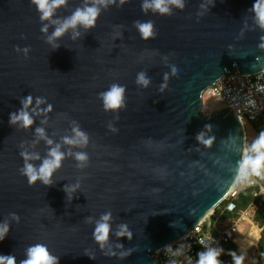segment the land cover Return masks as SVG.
Masks as SVG:
<instances>
[{
  "label": "water",
  "instance_id": "obj_1",
  "mask_svg": "<svg viewBox=\"0 0 264 264\" xmlns=\"http://www.w3.org/2000/svg\"><path fill=\"white\" fill-rule=\"evenodd\" d=\"M181 2L167 0L161 14L145 0H64L42 20L31 0H0V226L9 227L0 255L20 264L42 243L59 264H159L153 253L227 200L246 131L230 110L204 113L203 96L228 73L264 71V22L254 0ZM93 6L94 26L70 25L49 42ZM147 21L145 40L137 22ZM113 84L125 87L124 105L105 111L99 94ZM28 95L33 124H10ZM51 149L64 154L51 183L29 186L20 153L38 168ZM98 223L109 225L104 240Z\"/></svg>",
  "mask_w": 264,
  "mask_h": 264
},
{
  "label": "clouds",
  "instance_id": "obj_2",
  "mask_svg": "<svg viewBox=\"0 0 264 264\" xmlns=\"http://www.w3.org/2000/svg\"><path fill=\"white\" fill-rule=\"evenodd\" d=\"M31 3L35 4L37 11L41 13V19H47L51 14L54 8L59 7L64 3V0H31ZM172 4H175L178 7H182L181 0H171ZM152 7L154 11H159L161 14L168 13L169 8L167 6V0H151V4L147 3L142 5L144 7ZM252 10L257 14L260 21L264 22V0H254ZM98 15V9L96 7H87L84 10H77L71 18L66 20L61 26L56 27L55 31L48 38L51 42L54 38H58L71 26L76 24H81L86 28L92 27L95 25V20ZM138 30L141 34V38L147 40L153 36V23L152 21L147 22H137ZM55 48H59V45H54ZM28 48L24 49V52L27 53ZM177 69H173L175 73ZM167 75V74H166ZM138 84L148 85L149 80L145 78L144 73H139L136 81ZM124 93L125 87L113 84L110 88L102 93H100V98L103 101V108L105 111L108 110H117L124 105ZM33 98L31 95L25 96L21 100V109L18 112H13L10 114L9 123L16 124L22 122L24 127H29L33 124V120L27 111L28 107L32 104ZM42 103L41 99L37 97V104ZM206 127H208L206 125ZM38 132L42 129H37ZM111 131H117L115 128H112ZM77 136L81 137L85 142L87 137L84 133L77 131ZM67 143L73 144L78 143V141L70 140L65 138ZM197 139H201V135L197 136ZM207 144L208 141H205ZM251 151L254 155H244L239 162V174L241 178H247L249 172L257 177L264 175V131H261L257 138L253 140L251 145ZM21 157L24 158L25 163L21 169V174L27 177L29 186H32L36 183L37 180L44 184L51 183V177L55 169L60 166L61 160L64 158V154L58 149H51L49 151V158L43 160L41 165L37 168L31 163H28L30 157L28 154L21 152ZM76 159L79 161H84L87 159L86 153L78 152L76 153ZM225 202V201H224ZM223 202V203H224ZM104 221L109 219L108 215L102 217ZM9 231L7 223L3 226H0V240H3L6 234ZM109 232L108 223H98L95 229L96 239L104 240ZM222 248H208L204 252H198L197 264H221L218 260V257L221 255ZM26 259H22L20 264H59V258L53 256L49 253V250L45 244L37 243L28 247L26 252ZM234 264H242L243 257L236 256L233 253ZM0 264H16V257L14 255H0Z\"/></svg>",
  "mask_w": 264,
  "mask_h": 264
},
{
  "label": "built area",
  "instance_id": "obj_3",
  "mask_svg": "<svg viewBox=\"0 0 264 264\" xmlns=\"http://www.w3.org/2000/svg\"><path fill=\"white\" fill-rule=\"evenodd\" d=\"M208 93L216 96L223 109L230 110L240 117L242 122L259 124V132L264 131V71L253 75H242L235 71L228 73L208 90ZM246 155H252L248 150ZM253 190L254 199L264 202V175L257 177L249 172L247 178L239 179L232 190L229 198H236L239 192L247 188ZM228 212H234V202L227 205ZM251 210L241 215L242 220H247ZM238 224L231 225L227 229L218 228L211 219L195 226L189 233L185 234L174 244L153 253V257L159 264H197L198 252H204L208 248H224L232 242H236ZM224 250L218 257L221 264H227Z\"/></svg>",
  "mask_w": 264,
  "mask_h": 264
},
{
  "label": "rangeland",
  "instance_id": "obj_4",
  "mask_svg": "<svg viewBox=\"0 0 264 264\" xmlns=\"http://www.w3.org/2000/svg\"><path fill=\"white\" fill-rule=\"evenodd\" d=\"M203 105H204L203 111L206 114H209L213 111L223 110L219 99L214 95L212 96V94L210 95L208 92L205 93L203 96ZM243 124H244V128L246 131L247 148L252 153V155H254V153L251 151V145H252L253 140H255L257 136L259 135L257 128L260 125L257 123L253 124L249 122L247 119L243 120ZM215 212L210 216V219H212ZM249 220H250V216L247 217V220H242L240 217V219L237 222L238 233L236 235V239H237L236 240L237 243L235 247L236 254H237L236 256L243 257L242 264H259L260 253H259L258 244H259L262 230L259 228L257 223L251 226V223L249 222ZM226 221L227 220L225 218L221 219V222H226ZM230 223L232 224H229V225H234V222H230ZM225 227L223 229H225ZM226 247L223 248L225 254L227 252Z\"/></svg>",
  "mask_w": 264,
  "mask_h": 264
},
{
  "label": "trees",
  "instance_id": "obj_5",
  "mask_svg": "<svg viewBox=\"0 0 264 264\" xmlns=\"http://www.w3.org/2000/svg\"><path fill=\"white\" fill-rule=\"evenodd\" d=\"M229 202H234L236 206V210L234 212L226 211ZM248 210H251L252 213L250 215V220L253 224L257 223L259 228L262 230L258 248L260 253L259 264H264V202L254 199L253 190L251 188L248 187L246 191L241 190L236 198H229L222 203L216 209L211 221L214 225L216 224L218 228H224L226 226L225 229H227L231 226L229 224H232L230 222H234V224H236L241 215L246 213ZM222 218H225L227 221L221 222ZM236 243L237 242H232L226 247L227 252L224 258L227 264H234L233 253L237 255L235 250Z\"/></svg>",
  "mask_w": 264,
  "mask_h": 264
},
{
  "label": "crops",
  "instance_id": "obj_6",
  "mask_svg": "<svg viewBox=\"0 0 264 264\" xmlns=\"http://www.w3.org/2000/svg\"><path fill=\"white\" fill-rule=\"evenodd\" d=\"M249 222L251 223V226L253 225V222L251 220H249Z\"/></svg>",
  "mask_w": 264,
  "mask_h": 264
},
{
  "label": "bare ground",
  "instance_id": "obj_7",
  "mask_svg": "<svg viewBox=\"0 0 264 264\" xmlns=\"http://www.w3.org/2000/svg\"><path fill=\"white\" fill-rule=\"evenodd\" d=\"M210 94V93H209ZM211 95V94H210ZM213 96V95H212Z\"/></svg>",
  "mask_w": 264,
  "mask_h": 264
}]
</instances>
